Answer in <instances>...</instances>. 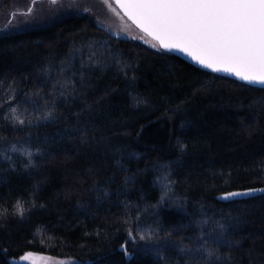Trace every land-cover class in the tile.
<instances>
[{"label": "trees", "instance_id": "16d2710c", "mask_svg": "<svg viewBox=\"0 0 264 264\" xmlns=\"http://www.w3.org/2000/svg\"><path fill=\"white\" fill-rule=\"evenodd\" d=\"M23 2L0 0V264H264V87L86 16L16 30Z\"/></svg>", "mask_w": 264, "mask_h": 264}, {"label": "snow or ice", "instance_id": "6c2138e0", "mask_svg": "<svg viewBox=\"0 0 264 264\" xmlns=\"http://www.w3.org/2000/svg\"><path fill=\"white\" fill-rule=\"evenodd\" d=\"M51 2L55 4L57 0ZM114 2L127 5L128 15L159 39L167 51L186 53L205 69L235 73L249 84L264 87V0ZM103 3L107 5L109 0ZM91 55L95 53L90 58ZM247 194L231 192L223 198ZM16 211L20 215L25 211L20 201Z\"/></svg>", "mask_w": 264, "mask_h": 264}, {"label": "rangeland", "instance_id": "374dc122", "mask_svg": "<svg viewBox=\"0 0 264 264\" xmlns=\"http://www.w3.org/2000/svg\"><path fill=\"white\" fill-rule=\"evenodd\" d=\"M15 6V8L11 6L10 9L26 12L15 15L12 25L15 26L14 29L16 30L47 26L67 17L86 16L98 27L116 38L138 42L155 50H162L161 43L146 33L128 15V11L121 5L116 4L114 0H109L107 5L103 3V0H57L55 4L51 0H40L35 4H33V0H27V2Z\"/></svg>", "mask_w": 264, "mask_h": 264}, {"label": "water", "instance_id": "95a60500", "mask_svg": "<svg viewBox=\"0 0 264 264\" xmlns=\"http://www.w3.org/2000/svg\"><path fill=\"white\" fill-rule=\"evenodd\" d=\"M124 9H126L127 11L129 10L128 9V6L127 5H124V6H122ZM140 25V24H139ZM141 26V25H140ZM142 27V26H141ZM143 28V27H142ZM144 29V28H143ZM145 31V30H144ZM146 32V31H145ZM146 33H148V32H146ZM149 34V33H148ZM150 35V34H149ZM151 36H153L154 38H156L154 35H151ZM157 39V38H156ZM158 41H159V39H157ZM160 42V41H159ZM178 52V51H177ZM180 53V52H179ZM182 54V53H181ZM182 55H184L186 58H188V59H190V60H192V58L191 57H189V56H187V54L185 53V54H182ZM193 61V60H192ZM194 62H196V63H198L199 64V62L198 61H194ZM210 70V69H209ZM212 71V70H211ZM212 72H214V73H216V74H218V75H221V76H226V77H230V78H233V79H236V80H239V81H242V82H245V81H243V80H241L238 76H236L235 75V73H223V72H215V71H212ZM245 83H247V82H245ZM249 84V83H248ZM251 85H255V86H259V87H262V86H260V85H258V84H251ZM122 252H125L126 251V244H124L122 247H121V249H120Z\"/></svg>", "mask_w": 264, "mask_h": 264}]
</instances>
